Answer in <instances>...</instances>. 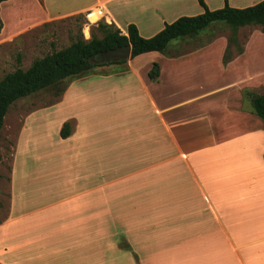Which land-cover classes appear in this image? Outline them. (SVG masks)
I'll list each match as a JSON object with an SVG mask.
<instances>
[{
	"label": "crops",
	"instance_id": "obj_1",
	"mask_svg": "<svg viewBox=\"0 0 264 264\" xmlns=\"http://www.w3.org/2000/svg\"><path fill=\"white\" fill-rule=\"evenodd\" d=\"M203 1L217 9L260 0ZM196 3L4 0L0 36L99 13L96 22L124 34L133 23L150 37ZM223 52L209 43L160 53L155 80L133 66L142 54L109 63L121 64L113 73L65 78L37 113L48 149L39 157L54 154L56 172L15 178L28 134L14 148L0 264H264V122L244 96L264 82L239 72L243 53L225 65ZM36 178L39 188H16Z\"/></svg>",
	"mask_w": 264,
	"mask_h": 264
},
{
	"label": "rangeland",
	"instance_id": "obj_2",
	"mask_svg": "<svg viewBox=\"0 0 264 264\" xmlns=\"http://www.w3.org/2000/svg\"><path fill=\"white\" fill-rule=\"evenodd\" d=\"M213 5L211 4V6ZM200 6L197 3L194 6H190L187 11L188 14L185 15H196L200 13L202 10ZM98 15L99 13H91L89 18L84 15L53 21L8 40H2L0 36V79L16 67L26 69L35 58L42 57L53 50L63 48L76 38L81 37L84 40H89L92 36L101 37L102 34L97 28L98 22L95 21ZM209 43L216 45L217 49L221 46L223 47V60L224 57L227 58V60H224V64L234 56L243 53L245 60L247 61L248 59V65L244 69H239V72L253 74L257 77V80L264 82V25H245L233 30V28L223 21L213 22L194 37L185 36L171 40L163 52H148L138 56L134 60L133 66H137L138 68H135L141 70L147 68L146 70L149 71L153 63L158 64L161 57L159 55L160 53H164L165 57H169L171 55L170 52L181 51L191 45L202 46ZM136 61L137 63L135 65L134 63ZM120 65L109 64L105 66L100 65V67L95 66L82 75L89 73L99 75L103 72H106L105 74L113 73V71H117V69L113 68H117ZM227 75L233 76L228 71L224 74V77ZM69 80L65 79L58 85L47 87L25 97H21L8 107L0 132V218L5 216L8 207L13 153L19 137L28 134L31 142L29 144L30 147L27 148L29 151L20 152V149H18L15 152L14 159L17 161L15 169L17 168V171L14 174L12 173L15 175V178H18V173L37 175L45 171L56 172L54 154L50 157L48 156V158L39 157L40 152L48 149H44L46 143L41 136L43 131L40 128V119L37 117V113L38 109L43 105H50L57 100L58 95L62 93L58 91L64 89ZM248 89L254 93H262L264 91V85L260 84ZM245 103L252 108L250 101L247 102V98H245ZM254 116L256 120L263 122L259 116L256 114ZM37 136L41 139L38 141L39 144L37 143V145L33 146L32 141ZM20 139L22 140V138ZM45 167H47V170H45ZM124 170L129 171L126 169V166H120L117 169L118 173L120 171L124 172ZM35 180L28 183L20 179L16 188H39L41 181L39 178ZM22 184H25V186Z\"/></svg>",
	"mask_w": 264,
	"mask_h": 264
},
{
	"label": "trees",
	"instance_id": "obj_3",
	"mask_svg": "<svg viewBox=\"0 0 264 264\" xmlns=\"http://www.w3.org/2000/svg\"><path fill=\"white\" fill-rule=\"evenodd\" d=\"M2 1L4 0H0ZM199 4L203 7L201 13L180 16L166 23L150 37L141 36L133 23L128 24L124 34L115 25L98 21L97 28L102 34L101 37L92 36L89 40L76 38L63 48L35 58L26 69L16 67L6 73L0 79V132L8 107L17 99L58 85L65 78L84 74L97 65L125 62L111 60L99 63L92 60L106 50L130 44V59H133L147 52H163L171 40L185 36L194 37L213 22L223 21L233 30L245 25H264V0L245 7H233L225 1L224 5L217 9H209L203 0H199ZM224 60L227 58L224 57ZM158 73V64L153 63L148 71L149 78L155 80ZM244 96L250 101L252 111L264 122V91L254 93L246 89ZM69 133V125L64 123L60 135L66 137Z\"/></svg>",
	"mask_w": 264,
	"mask_h": 264
},
{
	"label": "water",
	"instance_id": "obj_4",
	"mask_svg": "<svg viewBox=\"0 0 264 264\" xmlns=\"http://www.w3.org/2000/svg\"><path fill=\"white\" fill-rule=\"evenodd\" d=\"M131 56V45L126 44L122 47H116L113 49L106 50L103 53H100L96 59L93 61L104 63L111 60H127Z\"/></svg>",
	"mask_w": 264,
	"mask_h": 264
}]
</instances>
